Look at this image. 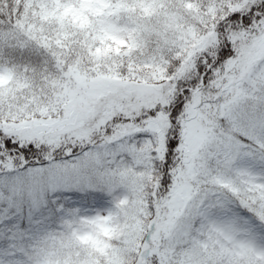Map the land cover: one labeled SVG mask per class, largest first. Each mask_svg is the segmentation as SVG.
Here are the masks:
<instances>
[{
    "label": "snow or ice",
    "instance_id": "snow-or-ice-1",
    "mask_svg": "<svg viewBox=\"0 0 264 264\" xmlns=\"http://www.w3.org/2000/svg\"><path fill=\"white\" fill-rule=\"evenodd\" d=\"M0 264H264V0H0Z\"/></svg>",
    "mask_w": 264,
    "mask_h": 264
}]
</instances>
